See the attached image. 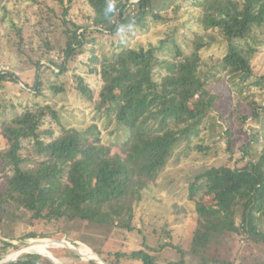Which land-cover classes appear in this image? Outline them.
Returning <instances> with one entry per match:
<instances>
[{
    "label": "trees",
    "instance_id": "trees-1",
    "mask_svg": "<svg viewBox=\"0 0 264 264\" xmlns=\"http://www.w3.org/2000/svg\"><path fill=\"white\" fill-rule=\"evenodd\" d=\"M87 2L93 10L92 25L73 22L74 27L65 30L64 58L60 62L50 59L61 74L68 71L69 60L86 43L95 41L93 33L116 35L131 27L146 29L150 20H168L157 12L159 0ZM110 3L114 5L111 12L107 11ZM193 4L201 9L198 21L203 29L194 30L188 52L171 37L175 44L172 59L161 57L165 49L170 50L165 44L168 40H161L158 46L120 45L119 51L105 57L96 52L91 56L90 72L102 81L96 104L108 108L121 127V151L114 152L103 142L95 124L83 130L61 125L57 132L48 123L53 118L60 124L56 109L49 103L26 105L0 124L7 141L0 159L9 171L0 189L2 237L18 238L6 226L16 217L15 212L22 211L33 221L54 226L50 232L31 230L24 238L60 233L87 244L110 264H264V122L252 134L253 139L241 146L244 155L235 166L213 165L188 179V198L195 201L198 213L188 253L172 242L166 227L155 244H148L143 234L139 249L127 251L123 243L104 248L114 230L137 229L134 203L156 182L176 145L190 142L201 133L220 99L218 93L207 88L210 80H221L223 77H216L223 72L237 95L251 89L248 81L254 74L252 57L256 49L239 41L255 30L264 31V0H193ZM6 9L5 0H0V11ZM219 38L227 42V50L212 65L215 70L206 71L202 50ZM48 48L50 51L54 46ZM36 63L41 65L40 61ZM156 74L161 75L159 80ZM77 79L79 91L93 100L91 86L84 77ZM6 81L17 82L18 76L0 71V86ZM42 86L38 75L33 85L36 94ZM50 88L53 93L63 90L56 84ZM249 105L253 118L259 120L264 106L252 100ZM231 145L229 140V150ZM245 156H249L246 161ZM2 221L6 225H1ZM88 224L95 227L93 232L86 231ZM153 232L158 230L154 228ZM240 240L245 241V247ZM12 246L18 247L0 238V260ZM61 250L81 264H99L85 261L69 249ZM34 259L55 264L39 253H25L11 264H38Z\"/></svg>",
    "mask_w": 264,
    "mask_h": 264
},
{
    "label": "rangeland",
    "instance_id": "rangeland-1",
    "mask_svg": "<svg viewBox=\"0 0 264 264\" xmlns=\"http://www.w3.org/2000/svg\"><path fill=\"white\" fill-rule=\"evenodd\" d=\"M5 3L7 9L0 11V71L14 72L18 81H6L0 86V124L11 119L26 105L49 103L56 109L60 124L53 118L47 121L57 132L60 131L61 125L83 130L95 124L100 130L103 142L111 145L114 152L121 151L123 132L109 109L98 108L96 104L102 81L99 75L90 72V67L93 66L91 56L96 52L98 56L105 57L119 51L120 45L158 46L161 40H168L165 44L170 50L165 49L161 57L172 59L175 44L171 43L169 38H174L182 49L188 52L194 30L201 32L203 29L198 21V16L202 14L201 9L193 4V0H159L157 12L168 20H150L146 29L131 27L116 35L93 33L95 41L86 43L81 52L69 60L68 71L61 74L60 69L53 65L50 59L60 62L64 58L65 30L73 28V22L78 25H92L93 10L87 0H5ZM68 6L69 10L65 13ZM217 40L202 50L206 63L203 67L206 71L212 70V65L221 59L227 50V42L222 38ZM239 42L243 46L256 49L252 57L254 74L248 81L251 89L242 96L237 95L239 93L233 91L231 83L228 82V75L223 72L217 73L216 78L223 77L221 80H210L207 88L210 92L218 93L220 99L214 104L212 112L202 125L201 133L190 142L186 140L176 145L156 182L145 189L140 199L134 203L133 222L141 232L137 229L131 232L116 229L104 245L105 249L122 243L127 251L139 249L142 247L143 234L147 235L148 244H155L161 238L162 228L166 227L171 233L172 242L188 253L193 232L198 224L195 201L188 198V179L213 165L235 166L244 155L241 146L253 139L252 134L259 131L264 122V111L260 119L256 120L252 116L253 108L249 105L252 100L264 106V31L255 30ZM49 45L54 46L50 51ZM37 61H40V66ZM163 71L165 72L164 68ZM38 75L43 82L40 94H36L37 89L33 88ZM78 76L84 77L86 83L94 90L93 100L87 99L79 91ZM160 76L156 74V79L159 80ZM54 84L63 86V90L53 93L50 86ZM245 117L247 118L244 120ZM229 140L232 143L231 150L228 149ZM6 145L7 141L3 138L0 128V150ZM248 159L249 156H245L244 161ZM8 174V165L0 159V189L5 186ZM10 210L13 211L14 207H10ZM15 213L16 217L10 219V224L7 225L9 228L6 226V229H12L18 238H5L1 235L0 238L8 239L18 247H9L3 258L15 253H18L16 258H21L25 253L42 254L35 249L22 251L23 247L28 245L22 241L24 239H66L73 246L87 245L80 240L72 241L60 233L47 237L24 238L23 235L31 230L50 232L54 230V226L33 221L22 211ZM2 222L1 225H6L5 221ZM154 228L158 230L157 233L153 232ZM94 229L95 227L89 224L86 227L87 232H93ZM244 242H240L242 247L246 246ZM50 247L56 259L55 264H81L76 257L68 256L61 250L69 249L67 246L51 243ZM54 249H57L58 257ZM94 253L98 258L97 253ZM81 258L85 261L91 260Z\"/></svg>",
    "mask_w": 264,
    "mask_h": 264
},
{
    "label": "bare ground",
    "instance_id": "bare-ground-1",
    "mask_svg": "<svg viewBox=\"0 0 264 264\" xmlns=\"http://www.w3.org/2000/svg\"><path fill=\"white\" fill-rule=\"evenodd\" d=\"M53 243L52 240H48V239H41V240H31L28 245L24 246L22 251L28 250V249H35L38 252L46 255V256H51L55 259V256L53 255V253L51 252V250L49 249L50 244ZM53 244H61V245H65L66 243L64 242H60V243H53ZM68 245L72 246V247H76L78 249V251L85 257V258H96V254L94 253V251L87 245H83V246H73L71 244L68 243ZM51 248V247H50ZM18 255V253L12 254L10 256H8V258H14ZM56 260V259H55Z\"/></svg>",
    "mask_w": 264,
    "mask_h": 264
},
{
    "label": "water",
    "instance_id": "water-1",
    "mask_svg": "<svg viewBox=\"0 0 264 264\" xmlns=\"http://www.w3.org/2000/svg\"><path fill=\"white\" fill-rule=\"evenodd\" d=\"M6 241H9L8 239H5ZM38 240H41V239H38ZM48 240H51V239H48ZM25 244H28L31 240L29 239H24L22 240ZM53 243H60V242H64L66 243L65 246H67L72 252H74L75 254L81 256V257H84L76 247H72L70 245H68V243H71L70 241L66 240V239H63V240H52ZM10 242V241H9ZM64 246V245H62ZM98 255V254H97ZM54 263L56 262L55 259L51 256H48ZM21 258H2L0 260V264H11L13 262H17L18 260H20ZM38 264H46L45 262L41 261V260H38V259H34ZM91 260H95V261H98L99 263H104V264H110L108 261H106L103 257H101L100 255H98V258H91Z\"/></svg>",
    "mask_w": 264,
    "mask_h": 264
},
{
    "label": "clouds",
    "instance_id": "clouds-1",
    "mask_svg": "<svg viewBox=\"0 0 264 264\" xmlns=\"http://www.w3.org/2000/svg\"><path fill=\"white\" fill-rule=\"evenodd\" d=\"M113 9H114V5L110 3V4L108 5V9H107V11L111 12ZM121 30H122V29H121Z\"/></svg>",
    "mask_w": 264,
    "mask_h": 264
},
{
    "label": "built area",
    "instance_id": "built-area-1",
    "mask_svg": "<svg viewBox=\"0 0 264 264\" xmlns=\"http://www.w3.org/2000/svg\"><path fill=\"white\" fill-rule=\"evenodd\" d=\"M136 0H133V2H135Z\"/></svg>",
    "mask_w": 264,
    "mask_h": 264
}]
</instances>
